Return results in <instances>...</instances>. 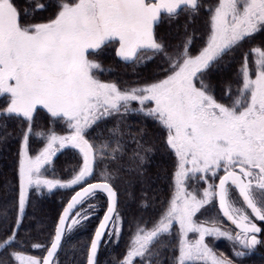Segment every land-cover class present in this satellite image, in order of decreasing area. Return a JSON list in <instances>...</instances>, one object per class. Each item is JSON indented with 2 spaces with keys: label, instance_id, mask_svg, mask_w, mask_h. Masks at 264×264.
<instances>
[{
  "label": "rangeland",
  "instance_id": "rangeland-1",
  "mask_svg": "<svg viewBox=\"0 0 264 264\" xmlns=\"http://www.w3.org/2000/svg\"><path fill=\"white\" fill-rule=\"evenodd\" d=\"M71 2L62 7L52 22L22 26L11 0H0V89L8 95L0 100V105L7 111L5 104H8L10 113L27 118L42 107L52 116L67 119L71 130L64 135L66 138H46L35 155L29 154L27 138L22 140V207L34 184L46 192L67 186L65 181L49 175L52 160L64 145L82 152L81 165L72 183L75 188H82L78 176L84 156L94 152L82 133L121 104L131 108L132 102H136L139 111L153 117L166 130L179 167L166 218L154 231L136 237L134 248L123 264H131L148 241L174 226H178L181 237L179 264L197 261L229 264L210 248V237L232 240L240 250L253 249L256 245L251 239L254 238L234 234L223 224L216 203V187L223 174L237 168L249 170L257 180L264 176V51H254L255 68L244 69L230 107L212 98L199 80V74L226 50L264 26V0ZM183 5L199 7V12L191 13V18L195 21L205 16L208 23L205 39L199 41L202 50L196 57H191L187 48L174 60L168 57L169 74L147 85L122 87L112 74H103L110 70L107 64L102 65L104 56L113 55L115 47L118 54L122 53V48L131 41L130 25L135 22L144 25L149 17L154 18L155 25L158 21L163 23L161 15ZM156 33L154 30V41H157ZM110 38L118 41L117 46L107 48L101 56L91 54L102 49L103 42ZM76 44H85L90 49L77 53V62L68 73L71 51ZM152 44L150 48L156 49V43ZM258 185L264 188V182ZM126 193L123 187V206L130 200ZM226 197L233 215L247 219L243 206L232 200L229 187ZM83 210L76 212L66 239L83 220ZM124 225V211L120 210L103 249L113 242L114 236L117 238L122 233ZM78 252L66 243L54 264H86L88 252L81 261ZM72 255L79 261H73ZM16 261L17 264H41L37 258L22 255L16 256Z\"/></svg>",
  "mask_w": 264,
  "mask_h": 264
},
{
  "label": "trees",
  "instance_id": "trees-1",
  "mask_svg": "<svg viewBox=\"0 0 264 264\" xmlns=\"http://www.w3.org/2000/svg\"><path fill=\"white\" fill-rule=\"evenodd\" d=\"M71 1L11 0V3L17 11L20 25L35 26L52 22L62 7ZM199 9L183 5L161 15L165 23L158 21L154 28L155 33L158 30L157 41H154L157 48H146L131 63L120 61L116 54L106 55L102 65L107 64L110 70L103 74H112L114 81L122 87L147 85L169 74L168 57L174 60L186 48L191 57H196L202 50L199 41L205 39L208 26L205 16L195 21L191 18V13ZM257 49L264 51V26L226 50L199 74V80L216 102L230 107L244 69L249 67L253 71L255 68L254 51ZM103 51L104 48L91 54L99 56ZM5 97L8 95L0 89V100ZM5 105L7 111L0 105V264H17L18 255L39 260L44 257L63 208L79 189L72 183L81 165L82 152L65 145L58 149L59 155L52 160L49 175L65 181L67 186L46 192L42 186L34 184L22 207V140L27 138L29 154L35 155L46 138H66L64 135L71 133L70 123L62 116L50 115L42 107L27 118L10 113L8 104ZM137 105L132 102L128 108L125 103L121 104L82 133L95 152L92 181L113 186L119 197L118 212L124 211L125 217L122 233L117 234V238L114 236L106 250L102 246L98 264H123L134 248L136 237L154 231L166 218L174 193L179 160L169 146L163 126L139 111ZM123 187L130 198L126 206L122 205ZM106 207L105 197L101 194L85 202L78 211L84 209L83 220L67 239L65 236L63 246L67 243L74 252L79 251L80 261L87 256ZM180 244L178 226H174L148 241L131 264H179ZM208 245L216 256L229 264H264L263 248L240 250L232 240L221 237L208 238ZM72 256L73 261H79Z\"/></svg>",
  "mask_w": 264,
  "mask_h": 264
},
{
  "label": "water",
  "instance_id": "water-1",
  "mask_svg": "<svg viewBox=\"0 0 264 264\" xmlns=\"http://www.w3.org/2000/svg\"><path fill=\"white\" fill-rule=\"evenodd\" d=\"M151 34L152 32L149 29L135 32V38L133 42L128 47H126L124 52L126 60L133 61L135 55L139 52L141 42H143L145 38L151 36ZM75 62V57L72 56L70 67H72ZM94 167V153L85 155L83 169L78 177L82 184L86 185L76 191L63 208L55 228L54 237L41 261V264H54L62 247L65 235L74 224L78 209H80L91 197L101 194L106 199L107 208L94 232L86 261V264L98 263V258L104 239L118 214L119 197L113 186L107 182H94L87 184L94 176ZM243 174L246 177V172H243ZM230 185L236 188L248 209H250L254 215H257L258 210L246 191L247 183L242 181L241 174H238L232 170L221 176L216 187V203L219 214L224 222L232 229L242 233L252 232V228L248 224L237 221L232 216L228 208L226 201V190Z\"/></svg>",
  "mask_w": 264,
  "mask_h": 264
},
{
  "label": "flooded vegetation",
  "instance_id": "flooded-vegetation-1",
  "mask_svg": "<svg viewBox=\"0 0 264 264\" xmlns=\"http://www.w3.org/2000/svg\"><path fill=\"white\" fill-rule=\"evenodd\" d=\"M156 21H154V18H147L145 20V23L144 25L142 24H139L138 22H135L133 25H130L129 26V30H130V34H131V41L129 42V44L127 46H125L124 48H122L123 52L120 54L117 53L116 51V48L115 47V51H114V54L117 55L118 59L122 62H126V63H131L129 61L126 60L125 58V55H124V52H125V49L126 47H128L134 40L135 38V32L136 31H145V30H151L152 34L151 36H149L148 38H145L143 40V42H141L140 44V49H139V52L138 54L135 56V60H137L138 58V55L143 51L145 50L146 48H150L154 42V23ZM146 24V26H145ZM153 41V42H152ZM118 42V41H117ZM117 42L115 41L114 38H110V39H107L106 41L103 42V45L101 46V48L104 50H106V48H110V47H114V46H117ZM82 49H90V47L86 46L85 44H76L73 48V50L71 51V56H70V61H69V66H68V70L67 72L69 73L73 66L76 64L77 62V53L82 50ZM90 51V50H89ZM88 51V52H89ZM74 54V55H73ZM89 55V53H88ZM72 56L75 57V64L70 67V63H71V59H72ZM54 155V154H53ZM232 171H235L236 173L238 174H241L242 175V181L246 182L247 185H246V191L251 199V201L253 202V204L256 206L258 212H257V215H254L252 213V211L250 209H248V207L245 205L244 201L242 200L241 196L239 195L238 191L236 190V188H234L232 185L228 186L230 191H231V194H232V200L237 203V204H241L243 206V208L245 209V214L249 217H247V219L245 220H240L238 219V217L234 216L233 215V212H231L232 216L237 220V221H240V222H243L245 224H248L252 229V232H249V233H242V232H238L237 230H234L231 228L232 232L234 234H239L241 236H245V237H248V238H254V239H251L253 241H251L252 244L255 243V247L251 250H258L260 248H263L264 249V188L262 186H259V182H261V184L264 182V176L260 177L259 180H257V176H253L252 173L249 171V170H246V169H243V168H237L235 170H232ZM243 172H246V177L245 175L243 174ZM226 201H227V197H226ZM234 203V202H233ZM228 204V202H227ZM250 219V221L248 220ZM252 221L254 222V224L252 223ZM107 236L105 237L104 239V242H103V246H105L106 242L108 241V239L106 240ZM246 251H249L248 248H245Z\"/></svg>",
  "mask_w": 264,
  "mask_h": 264
}]
</instances>
